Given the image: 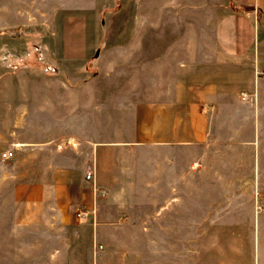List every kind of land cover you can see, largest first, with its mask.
<instances>
[{"label": "crops", "instance_id": "obj_1", "mask_svg": "<svg viewBox=\"0 0 264 264\" xmlns=\"http://www.w3.org/2000/svg\"><path fill=\"white\" fill-rule=\"evenodd\" d=\"M42 1L0 0L8 4L0 6V30L14 25L13 20L25 25L27 18H37ZM145 1L144 22L139 8L128 15L131 22L114 16V42L97 50L99 74L86 80L82 91L67 81L48 91L42 92L41 85L31 89L25 68L18 70L22 89L0 91L1 128L12 131L0 160H13L19 149L27 155L18 154L17 163L35 162L43 148L65 138L58 147L65 146L63 159L68 162L50 165L51 182L42 179L39 156L31 181H20L19 173L2 174L3 184L19 180L11 191L14 202H0V241L9 242L11 234L18 237L12 241L40 242L46 211L58 229L54 242L89 246L85 252L76 246L0 249V264H186L187 226L261 227V219L187 223L185 211L187 195L194 196L193 204L200 209L202 196H212L219 187L233 193L237 162L248 164L249 179H244L257 180L250 193L261 194L264 21L257 14L264 20V0H158L161 41L149 33L157 9L149 5L152 0ZM77 46L65 44L63 57L87 58L93 45ZM4 48L0 44L1 52ZM49 49L40 45L36 50ZM109 66L113 75L103 74ZM36 78L35 73L32 81L41 84ZM215 149L225 154L216 155ZM7 152L14 156L3 159ZM84 154L86 159L80 160ZM220 163L224 170L218 169ZM3 190L0 186V194ZM49 195L54 203L43 202ZM213 232L197 229L196 235L213 242ZM256 241L242 264H261V234L254 236ZM219 256V264H227ZM201 259L196 256L194 263L202 264Z\"/></svg>", "mask_w": 264, "mask_h": 264}, {"label": "rangeland", "instance_id": "obj_2", "mask_svg": "<svg viewBox=\"0 0 264 264\" xmlns=\"http://www.w3.org/2000/svg\"><path fill=\"white\" fill-rule=\"evenodd\" d=\"M146 3L145 0H54L51 2L43 0L40 4L41 13L37 14V18H27L25 20V25L17 24V20H13V22H15L14 25L6 30H0V44H3L7 48V50L4 48V51H0V59L2 60L4 58V62L0 61V74L3 73V76L0 75V80L5 76L4 80L5 82L7 81V83L0 82V91L7 90L10 92H18L23 88L18 82V70L23 68L28 69V85L31 89H34V86L41 85L42 88H39L42 92L48 91L52 86H56L57 84L58 87L61 88V83L67 81L76 90L82 91L84 89L83 83L99 74L96 58L97 50L101 48L103 43L114 42L113 32L115 30L113 27L115 25V17L118 16V19L122 20L126 16V20L131 22L129 16H131L136 8H139L137 11L139 15L142 16L140 17L141 21L144 22ZM151 4H153L155 10L157 9L154 14L157 20L156 23L149 26L148 30L149 33L154 32V34L159 35L155 37H159L157 41H161L163 31L161 28V3H159L158 0H152L149 5ZM1 5L8 6V4H0V6ZM122 6H124V10L120 13ZM26 7L28 11L32 9V5L28 3ZM157 11L159 12L157 13ZM257 18L259 21H264L263 18H261V12H258ZM85 42H89V45H93L90 47V53L87 58L68 59L63 57V51L61 49L65 47V44H74V48L76 49L79 47L77 44L82 46ZM40 45L44 47L49 46L50 49L47 51H37L36 49H39ZM24 48L25 52H27L26 50H31L30 53L32 56H26L23 50ZM6 52L8 53L7 59H5L6 56H4ZM49 58H51L53 61L52 63L55 64L52 68L49 64ZM6 69H8V72H5ZM108 69H110L109 72H107ZM107 71L103 74L113 75L112 66L107 67ZM35 73L38 77L36 78L37 83L39 81L42 82L39 85L35 83V80L34 82L32 81ZM12 101L19 102V100L17 101L15 98H13ZM12 117L14 118V116ZM17 117L18 114L16 115V118ZM126 118H130V116ZM11 134L12 131L3 130L0 123V155L5 150L9 149L5 147L4 143L11 142L7 138V136ZM3 135L6 137L3 138ZM64 140L65 138H58L53 143L48 144V148H43L38 155H35V162H25L23 165L17 163V155L27 154L18 149V153L13 160L9 162L0 160V177L2 174L19 173L21 176L19 177L20 181H31L35 172L37 175V158L39 156L43 168L42 179L43 181L51 182V180H53V169L50 165L65 166L68 163L66 159H63L67 149H65V146L63 149L58 147ZM261 140V194H257V192L253 194L250 193L253 189L249 188V186L257 188V180L255 179L253 183H249V181L244 179L250 175L248 164L237 162L233 164V193H223V189L226 190V192L228 189L219 187L212 196H202V201L200 203L202 208L200 209H198L199 207L197 204H193L194 196L187 195L185 211L187 223L189 220H203L207 218L233 220L261 219V227L235 226L230 228H207L202 226L200 228H195L193 226H187L186 264H195L194 261L196 256L202 258V264L209 263L208 257L211 258L213 264H219V262L222 261V257L219 256L218 258L220 254L226 257L227 264L230 263V258H233L232 264H242V260L244 258L247 259L249 254L253 251L252 249L257 246V241L254 243L253 240L254 236L258 234H261V264H264V134H262ZM56 150L58 154L55 153ZM59 152H62V155L59 154ZM215 154L224 155L225 151L223 149H215ZM84 157L86 159L85 154L80 157V160L84 161ZM80 160L76 163H80ZM216 165L219 166V170H224L225 168V164L220 163ZM18 180V178L6 180L4 184L0 181L1 188H4V193L0 194V202H14L11 191ZM255 191H257V189H255ZM43 202L51 204L54 203L55 200L52 195H49ZM42 213V235L40 242L23 243L12 241V237L15 239H18V237L10 234L9 242L0 241V249L11 251H50L55 249L68 250L76 246L78 250L83 252L89 250L88 244L83 242L77 243L76 245L72 241L64 243L60 241H56L57 243L54 242V239L59 237L56 234L58 229L53 227V224L50 223H55V220L49 215V212L43 211ZM197 229L198 231L200 230L202 234L208 229L215 230V233L213 232V242L209 241V237H197ZM68 237L70 238L69 234ZM28 238H30V236L26 235V239ZM51 238L52 243H50ZM140 247L141 244L139 249ZM116 264L121 263L117 261Z\"/></svg>", "mask_w": 264, "mask_h": 264}, {"label": "built area", "instance_id": "obj_3", "mask_svg": "<svg viewBox=\"0 0 264 264\" xmlns=\"http://www.w3.org/2000/svg\"><path fill=\"white\" fill-rule=\"evenodd\" d=\"M263 75H264V73H263ZM13 156H14V153L13 152H7V153H4L2 157H3V159H6L7 160V159L12 158ZM87 179L88 180L91 179V174H88L87 175Z\"/></svg>", "mask_w": 264, "mask_h": 264}]
</instances>
